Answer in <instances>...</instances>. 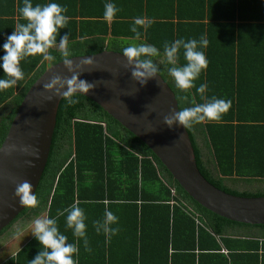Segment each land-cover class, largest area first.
I'll return each mask as SVG.
<instances>
[{"label":"trees","instance_id":"1","mask_svg":"<svg viewBox=\"0 0 264 264\" xmlns=\"http://www.w3.org/2000/svg\"><path fill=\"white\" fill-rule=\"evenodd\" d=\"M52 2L68 9L70 20L60 37L70 35L71 56L103 49L122 52L131 43L152 44L161 51L153 59L179 110L193 106V98L204 102L196 92L201 84L208 85L209 99L230 100L221 119L187 129L197 167L228 193L264 196V188L252 185L264 181V0H32L33 5ZM108 2L120 9L112 22L103 15ZM21 7L23 0H0V57L6 37L17 23L25 22ZM136 17L159 19L146 33L140 28L142 41H135L131 32ZM202 35L209 40L201 49L208 67L194 82L196 87L181 91L168 74L163 44L199 40ZM60 37L50 49L53 61L41 62L40 55L24 59V79L0 90V144L27 89L48 65L63 59ZM185 63L181 49L179 64ZM2 78L6 77L0 67ZM78 99L71 106L62 98L59 102L49 156L34 193L37 206L25 207L0 237L18 219L45 211L47 218L57 219L68 242L77 243L66 226L67 214L57 217V210L78 203L87 217L92 251H85L79 239L77 264H264V224L232 221L202 207L138 137L93 100L84 95ZM233 176L235 184L249 186H227L225 177ZM105 207L118 217L112 227L119 231L110 239L97 233L93 224L103 220ZM41 247L33 234L0 264H29Z\"/></svg>","mask_w":264,"mask_h":264},{"label":"water","instance_id":"2","mask_svg":"<svg viewBox=\"0 0 264 264\" xmlns=\"http://www.w3.org/2000/svg\"><path fill=\"white\" fill-rule=\"evenodd\" d=\"M87 57L97 61V68L84 72L81 79L103 80L107 86L100 84L84 96L138 137L192 199L226 219L264 224V196L235 195L210 183L197 167L187 129L173 130L163 123L164 115L179 108L160 74L142 86L121 66L122 52L103 49L71 56L75 62ZM53 73L70 75L63 59L48 65L27 89L0 144V231L25 208L15 196L16 183L28 180L34 194L47 163L61 98L48 101L45 95L50 93H41L42 84Z\"/></svg>","mask_w":264,"mask_h":264},{"label":"clouds","instance_id":"3","mask_svg":"<svg viewBox=\"0 0 264 264\" xmlns=\"http://www.w3.org/2000/svg\"><path fill=\"white\" fill-rule=\"evenodd\" d=\"M19 11L25 22L17 23L14 32L6 37V42L3 44L5 54L0 57L2 60L0 67L6 78L0 79V90L11 88L24 79L21 67L24 59L40 55L43 58L41 62L53 61L55 57L50 54V49L56 47L60 30L67 28L70 20V17L65 15L68 9L54 2L33 5L32 0H23V7ZM119 11L120 9L114 3H105L104 19L112 22ZM152 23L153 21L146 17L134 18L131 27V32L135 34L134 40L140 41L142 38L140 28H143L146 33ZM69 39V34L60 37L59 49L63 64L70 75L53 73L42 84L41 94L50 93V95H45L46 100L52 101L55 97H60L71 106L79 103V95H88L100 84L107 86V82L103 80L89 82L81 79L84 72L97 68V61L93 57H87L75 62L69 51ZM208 45L209 40L206 35H202L199 40L176 39L172 42H164L163 56L170 66L167 69L168 74L181 91L188 92L196 87L194 82L207 69L208 60L201 49H206ZM181 49H183V57L186 61L183 65L179 64ZM122 53L125 60L120 62L121 66L130 70L135 82L145 86L149 80L159 76L160 68L153 58L160 57L161 51L156 46L147 43H131L123 48ZM157 84H159L158 80ZM207 88V84H201L196 88L203 103H196L193 98L191 100L193 106L182 108L179 111L172 109L169 114L163 116V123L173 130L177 126L191 129L194 125L221 119L231 107V101L215 96L209 99L205 95ZM187 99L188 97L185 96V100ZM155 130L151 129V131ZM15 196L22 206L35 207L38 204V198L33 194V185L28 180L16 183ZM65 213L67 214L66 226L72 230L74 237L78 238L77 243L68 242V237L58 228L57 219L36 218L33 221L32 234L42 247L39 254L29 261V264H77L74 256L79 255V239L83 240L85 251H92L86 233L87 217L84 210L78 203H73L63 210L58 209L57 217L64 216ZM117 222L118 217L105 207L103 220L94 221L93 224L97 233L103 232L110 239L119 231V228L112 227Z\"/></svg>","mask_w":264,"mask_h":264},{"label":"rangeland","instance_id":"4","mask_svg":"<svg viewBox=\"0 0 264 264\" xmlns=\"http://www.w3.org/2000/svg\"><path fill=\"white\" fill-rule=\"evenodd\" d=\"M46 212L42 211L38 216L33 217H23L14 222L6 232L0 237V260L13 254L20 245L31 237L34 224L33 221L36 218H45Z\"/></svg>","mask_w":264,"mask_h":264},{"label":"crops","instance_id":"5","mask_svg":"<svg viewBox=\"0 0 264 264\" xmlns=\"http://www.w3.org/2000/svg\"><path fill=\"white\" fill-rule=\"evenodd\" d=\"M152 15H153V13H152ZM153 21H159V19H153ZM216 21V20H215ZM214 20L213 21H211V22H215ZM175 22H176V18H175ZM107 37V39L108 40H110V36L108 35V36H106ZM184 40H186V39H184ZM142 41V40H141ZM187 41V40H186ZM58 47H59V45H58ZM198 142H200L199 140H198ZM201 143V142H200ZM200 145V144H199ZM201 146V145H200ZM236 178V176H233V177H225V179H224V183L227 185V186H229V187H232V188H234L233 186L234 185H236V186H238L239 188H243L244 186H249V184H247V183H245V182H241V183H239V184H235L234 182H233V180L232 179H235ZM262 182V181H261ZM254 184V186H257L258 188H264V181L262 182V183H252V185ZM30 240V237L28 238V239H25V241L20 245V247L19 248H21L24 244H26L28 241ZM18 250V249H17ZM16 250V251H17ZM15 251V252H16ZM221 251L222 252H227V250L222 246V249H221ZM15 252L13 253V254H11V255H14L15 254ZM260 254H261V251L259 252ZM11 255H9V256H11ZM8 256V257H9ZM7 258V257H6ZM6 258H4L3 260H0V263L2 262V261H4Z\"/></svg>","mask_w":264,"mask_h":264},{"label":"built area","instance_id":"6","mask_svg":"<svg viewBox=\"0 0 264 264\" xmlns=\"http://www.w3.org/2000/svg\"><path fill=\"white\" fill-rule=\"evenodd\" d=\"M172 192H173V190H172Z\"/></svg>","mask_w":264,"mask_h":264},{"label":"flooded vegetation","instance_id":"7","mask_svg":"<svg viewBox=\"0 0 264 264\" xmlns=\"http://www.w3.org/2000/svg\"><path fill=\"white\" fill-rule=\"evenodd\" d=\"M263 240V239H262Z\"/></svg>","mask_w":264,"mask_h":264}]
</instances>
